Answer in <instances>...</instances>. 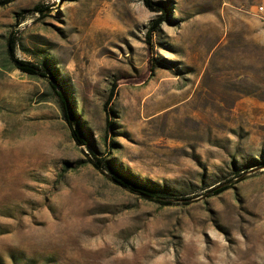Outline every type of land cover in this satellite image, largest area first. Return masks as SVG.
I'll return each mask as SVG.
<instances>
[{
    "label": "rangeland",
    "instance_id": "rangeland-1",
    "mask_svg": "<svg viewBox=\"0 0 264 264\" xmlns=\"http://www.w3.org/2000/svg\"><path fill=\"white\" fill-rule=\"evenodd\" d=\"M153 1L0 0V264H264V0Z\"/></svg>",
    "mask_w": 264,
    "mask_h": 264
},
{
    "label": "trees",
    "instance_id": "trees-1",
    "mask_svg": "<svg viewBox=\"0 0 264 264\" xmlns=\"http://www.w3.org/2000/svg\"><path fill=\"white\" fill-rule=\"evenodd\" d=\"M145 5L150 8L151 10H155L156 7L154 5V1L153 0H144ZM168 7H163L162 10L164 12V15H162L161 17H159V19H155L153 21L152 24V31L157 30L162 22V20H164L165 16L167 15V9ZM35 9L37 11H41V13L44 15L45 10L43 8H41L40 6H35ZM150 33H148L149 37H150ZM16 45V41L15 39H10L9 45H8V53L10 54V56H13V52H14V47ZM17 61V67L30 74V75H35V77L40 76V77H46V78H51L52 79V73L45 70L43 67L36 65L34 62L31 61ZM52 75V76H51ZM52 83V82H51ZM53 84V83H52ZM55 87V85H53ZM56 88V87H55ZM113 91L111 93V98L113 96ZM59 96L61 97V101L63 103V107L65 110V116L66 119L68 120V122L70 123L72 129H73V135L74 137L81 143H86L84 136H83V132L81 130V128L77 125V122L75 120L74 115L71 114V110L68 106V94L67 92L63 91V90H58L57 91ZM109 124H111V121H108ZM94 166L98 169H103L105 166H107L106 164V158H101V157H96V159L92 160ZM113 172V171H112ZM238 176L240 177L239 181L244 179V175L242 173H238ZM112 179H114L115 181L118 182V184L122 185L124 188L135 192V194H139L143 197H147L149 199H151L154 202L157 203H161L163 205L166 204H173L174 201L179 200V199H186L185 197H178L175 196L174 194L170 195L169 193H165V192H161V191H154L150 188L145 187L144 185H140L138 183H135V181H131L129 179H126L120 175H118V173L113 172L111 175ZM238 180V179H237ZM232 181H228L226 183H224L223 185H219L216 188H212L208 191L209 195H216V194H221L222 192H224L226 189L230 188L231 186H233V184L231 183ZM188 200V199H186Z\"/></svg>",
    "mask_w": 264,
    "mask_h": 264
},
{
    "label": "built area",
    "instance_id": "built-area-1",
    "mask_svg": "<svg viewBox=\"0 0 264 264\" xmlns=\"http://www.w3.org/2000/svg\"><path fill=\"white\" fill-rule=\"evenodd\" d=\"M260 9H261V10H263V9H264V7H260Z\"/></svg>",
    "mask_w": 264,
    "mask_h": 264
}]
</instances>
